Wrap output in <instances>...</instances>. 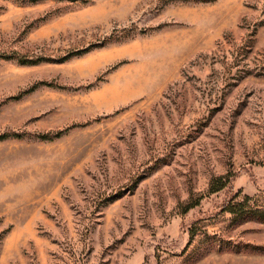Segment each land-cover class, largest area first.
<instances>
[{
	"label": "rangeland",
	"instance_id": "obj_1",
	"mask_svg": "<svg viewBox=\"0 0 264 264\" xmlns=\"http://www.w3.org/2000/svg\"><path fill=\"white\" fill-rule=\"evenodd\" d=\"M0 264H264V0H0Z\"/></svg>",
	"mask_w": 264,
	"mask_h": 264
}]
</instances>
